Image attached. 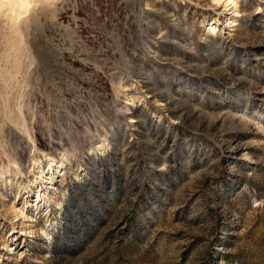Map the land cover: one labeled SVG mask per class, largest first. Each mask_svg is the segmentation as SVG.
<instances>
[{"label": "rangeland", "instance_id": "374dc122", "mask_svg": "<svg viewBox=\"0 0 264 264\" xmlns=\"http://www.w3.org/2000/svg\"><path fill=\"white\" fill-rule=\"evenodd\" d=\"M0 264H264V0H0Z\"/></svg>", "mask_w": 264, "mask_h": 264}]
</instances>
